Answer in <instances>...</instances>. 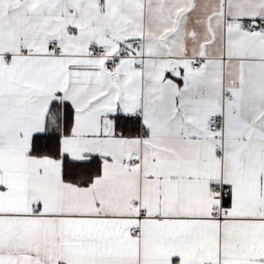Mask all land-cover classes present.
Masks as SVG:
<instances>
[{"label": "snow or ice", "instance_id": "snow-or-ice-1", "mask_svg": "<svg viewBox=\"0 0 264 264\" xmlns=\"http://www.w3.org/2000/svg\"><path fill=\"white\" fill-rule=\"evenodd\" d=\"M0 264H264V0H0Z\"/></svg>", "mask_w": 264, "mask_h": 264}]
</instances>
